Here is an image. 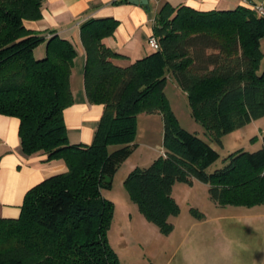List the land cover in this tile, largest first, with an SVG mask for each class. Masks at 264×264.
<instances>
[{"label":"trees","instance_id":"trees-1","mask_svg":"<svg viewBox=\"0 0 264 264\" xmlns=\"http://www.w3.org/2000/svg\"><path fill=\"white\" fill-rule=\"evenodd\" d=\"M43 1L0 0V114L19 120L25 155L61 158L67 170L27 190L17 218L0 217V264H122L107 237L114 204L101 190L111 187L132 153L142 113L161 116L163 153L134 167L123 185L161 234L173 230L168 219L180 212L172 196L176 183L207 184L218 206L264 205V135L259 149L231 152L208 172L219 153L178 123L164 92L170 75L186 93L194 120L218 145L223 135L264 116V15L245 6L198 11L165 2L152 27L159 48L127 66L115 64L123 55L103 42L117 21L85 19L79 26L84 93L103 112L90 144H70L63 111L74 102L70 76L77 52L66 38L24 26L41 18ZM42 42L45 54L36 58L33 50ZM189 212L204 217L197 208Z\"/></svg>","mask_w":264,"mask_h":264},{"label":"crops","instance_id":"crops-1","mask_svg":"<svg viewBox=\"0 0 264 264\" xmlns=\"http://www.w3.org/2000/svg\"><path fill=\"white\" fill-rule=\"evenodd\" d=\"M116 1L119 0H44L41 18L23 21L27 29L45 34L46 37L51 35L49 32H53L68 39L76 49L70 76L74 102L63 111L70 144H90L103 112V105L89 103L84 93L85 50L80 41L79 26L85 19L111 17L117 21L113 34L105 37L103 42L123 55L113 59V62L127 66L153 52L147 39L152 35L156 13L165 2L172 6L185 5L198 11L233 9L237 6L251 8L253 4H261L264 9V0H147L146 4ZM36 48L42 57L45 54V42ZM18 127L19 120L16 117L0 114L1 218H17L27 190L43 179L67 170L61 158L47 160V154L43 152L25 155L20 147ZM203 214L202 219L191 215L187 220L184 218L173 223V230L168 235L156 233L158 244L152 245L147 250L148 254L140 252L134 264L258 263L237 258L239 253L227 238L221 223L224 215ZM242 216L246 219L259 218L264 217V212L243 213Z\"/></svg>","mask_w":264,"mask_h":264},{"label":"rangeland","instance_id":"rangeland-1","mask_svg":"<svg viewBox=\"0 0 264 264\" xmlns=\"http://www.w3.org/2000/svg\"><path fill=\"white\" fill-rule=\"evenodd\" d=\"M42 46L44 47V45ZM35 48L33 50L34 57L41 58L38 55L39 50ZM261 50L264 54V39L261 42ZM261 66H264V57ZM164 92L178 123L186 130L203 138L219 153V158L208 167V172L222 167L223 159L231 152L238 149L255 151L261 147L264 135V116L223 135L222 144L218 145L210 139L203 126L194 120L186 93L170 75H167ZM162 133L163 122L159 114H139L136 120V136L133 141L135 147L115 171L111 178V187L101 190L102 196L114 204L112 222L107 237L122 264H134L136 256L140 252L148 254L147 250L152 245L158 244L156 240V233H159L158 228L146 221L138 211L136 204L130 200L123 181L134 167H146L154 158L163 153ZM251 138H254L253 142ZM113 148L115 147H110V149ZM207 189L208 185L199 181H194L191 186L176 183L172 189V196L178 203L180 212L177 216H170L169 222L176 223L184 218L185 220L189 219L191 217L190 207L197 208L208 215L222 214L225 216L221 220L224 232L234 248L237 249L235 250L239 253L237 258L246 261L251 259L258 262L257 264H264V217H248L246 219L242 216L243 213L264 212V205L251 208L231 205L218 206L209 199Z\"/></svg>","mask_w":264,"mask_h":264},{"label":"built area","instance_id":"built-area-1","mask_svg":"<svg viewBox=\"0 0 264 264\" xmlns=\"http://www.w3.org/2000/svg\"><path fill=\"white\" fill-rule=\"evenodd\" d=\"M251 9L255 10L260 15H264V9H263V7H262L261 4H253L251 6ZM147 43H148L149 47L153 51L154 50H157L159 48L158 42H157L156 38L153 35H151V36L148 37Z\"/></svg>","mask_w":264,"mask_h":264},{"label":"water","instance_id":"water-1","mask_svg":"<svg viewBox=\"0 0 264 264\" xmlns=\"http://www.w3.org/2000/svg\"><path fill=\"white\" fill-rule=\"evenodd\" d=\"M130 3H143V4H146L147 3V0H128Z\"/></svg>","mask_w":264,"mask_h":264}]
</instances>
